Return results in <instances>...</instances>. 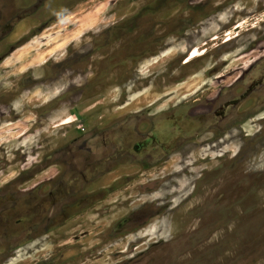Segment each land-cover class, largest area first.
<instances>
[{
	"label": "rangeland",
	"instance_id": "rangeland-1",
	"mask_svg": "<svg viewBox=\"0 0 264 264\" xmlns=\"http://www.w3.org/2000/svg\"><path fill=\"white\" fill-rule=\"evenodd\" d=\"M0 6V24L8 7L18 8L14 24L0 29V264H76L75 214L62 239L41 238L35 251L10 243L30 209L75 210L78 196L79 264H264L258 0ZM194 47L202 53L189 60ZM220 88L240 98L233 114H249L241 123L228 118L221 138L197 136L185 156L171 154L145 173L98 159L104 141L138 140L148 124L138 120Z\"/></svg>",
	"mask_w": 264,
	"mask_h": 264
},
{
	"label": "flooded vegetation",
	"instance_id": "flooded-vegetation-1",
	"mask_svg": "<svg viewBox=\"0 0 264 264\" xmlns=\"http://www.w3.org/2000/svg\"><path fill=\"white\" fill-rule=\"evenodd\" d=\"M1 1L3 2V0ZM258 5L264 6V1L258 0ZM1 7L0 18L2 14ZM7 11L6 21L0 24V29L11 27L14 24V15L18 11V8L17 6L13 8L8 7ZM220 76L222 74L213 75L214 78ZM246 88L244 90L249 91L248 93L253 91V87L246 86ZM222 90L224 89L220 88L215 96L208 98L209 100L204 98L201 103V98H186L182 102L175 103L172 109H167L163 112L162 109H159L161 112H159L157 115L158 119L155 121L138 120L139 122L148 123L141 134L138 135V140L132 141L130 146L126 145L123 147L114 145V142L111 140L104 141L102 144L105 151L103 150L98 159L108 168L114 165L117 160L116 158H118L124 161L125 166L129 168L133 167L136 171L143 170L142 172L145 173L149 170L163 167L166 159L171 154L179 153L185 156L188 153V146L197 136L201 137V135L210 133L212 136L205 137V139L221 138L225 135V121L228 118V121H232L235 124L243 122L249 115L242 116L241 114L240 116L233 114L235 105L240 98L233 95L228 96ZM197 106H200V109ZM49 201L54 203L52 200H46V202ZM74 202L76 203L75 210L63 209V205L60 204L57 205L59 209H53V204H47L42 210L30 209L26 222L21 223V219L16 220L15 224L18 228L13 233L14 242L10 243V245L13 244L12 247L16 251L20 247H28V250L35 251L37 247H41V244H43L39 240L41 238L51 236L50 240L62 239L66 236L68 220L75 214L76 226L73 237H76V250L78 254L76 264H79V234L84 232V230L79 232V196ZM113 226L111 225L108 232L110 236L113 235ZM21 232H27L29 235L26 240L19 241ZM3 241L4 239L1 238L0 243L2 244ZM57 246L60 245L58 244ZM59 251L60 248H55L54 254Z\"/></svg>",
	"mask_w": 264,
	"mask_h": 264
},
{
	"label": "bare ground",
	"instance_id": "bare-ground-1",
	"mask_svg": "<svg viewBox=\"0 0 264 264\" xmlns=\"http://www.w3.org/2000/svg\"><path fill=\"white\" fill-rule=\"evenodd\" d=\"M231 31H229L228 33H230ZM202 52H200L198 49H197V47H194V48H192L191 50H190V52H189V60L190 59H193V58H195V57H197V56H199L200 54H201ZM69 120H66V118L63 120V121H61V123H66V122H68Z\"/></svg>",
	"mask_w": 264,
	"mask_h": 264
}]
</instances>
